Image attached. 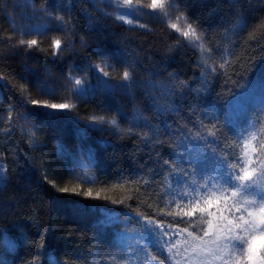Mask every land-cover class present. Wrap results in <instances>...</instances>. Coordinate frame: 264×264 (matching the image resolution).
Instances as JSON below:
<instances>
[{
  "label": "trees",
  "instance_id": "16d2710c",
  "mask_svg": "<svg viewBox=\"0 0 264 264\" xmlns=\"http://www.w3.org/2000/svg\"><path fill=\"white\" fill-rule=\"evenodd\" d=\"M100 7L97 0H0V204L8 211L0 214V251L6 243L14 264H51L49 251L59 255L61 264H91L88 246L92 243L116 255L107 238L108 227L91 239V221L76 210L91 202L102 204L107 201L104 196L202 242L213 239L201 238L200 225L207 230L211 217L188 224L169 215L166 203L171 196L162 195L168 173L161 159L175 156L144 146L142 137L149 132L145 123L109 134L82 124L81 119L104 115L105 106L94 96L77 94L69 70L57 55L55 40L61 45L67 42L79 65L90 62L93 54H102L124 71L119 56L128 51L131 59L124 65H148L151 80L160 83H168L173 74L177 84L188 85L180 89L178 100L200 112L197 120L207 124L208 116H216V123L225 125L217 130L208 124L203 131L222 133L223 140L229 132L226 123L231 121L253 128L256 137L264 139V85L257 89V107L239 110L234 105L237 93L251 86L249 82L264 79V0H199L182 6L187 18L206 30L214 44L224 37L230 41L221 74L206 72L203 82L198 52L164 20L150 17L145 28H131ZM40 9H47V14H37ZM2 17L25 36L40 30L53 32L55 38L49 45L15 47L6 39ZM58 17L65 21L64 27ZM36 94L74 107L51 112L33 106ZM133 100L146 111L144 92H137ZM150 156L159 161L154 169L146 165ZM65 187L70 191L60 190ZM88 189L92 197H85ZM151 253L165 262L161 253Z\"/></svg>",
  "mask_w": 264,
  "mask_h": 264
},
{
  "label": "rangeland",
  "instance_id": "374dc122",
  "mask_svg": "<svg viewBox=\"0 0 264 264\" xmlns=\"http://www.w3.org/2000/svg\"><path fill=\"white\" fill-rule=\"evenodd\" d=\"M97 1L100 3V8H102L103 11L115 17L119 23L131 28H145V21L150 17L164 20L170 28L172 23H179L181 28L184 29L187 28L188 24H191L200 36V40L195 43L189 41L186 42L199 54L200 68L202 71L200 81L203 82L206 72L215 75L221 74L224 67H221V65H224L226 61L224 54H227V50L230 46L229 39L224 37L220 40V43L214 44L209 39L206 30L194 25V23H192L183 12L184 7L182 6L188 4L196 5L199 3V0H167L164 9L150 8L149 5L152 0H133L132 5L125 4L124 0ZM253 7L256 8L257 4ZM121 16H123V19L119 18ZM129 21H131V23H129ZM1 24L9 43L22 49L28 46V44L25 43L21 45L19 43L20 40L28 41L34 39L37 43L41 42L43 45H49L55 38L53 32H48L47 34L41 33L40 30H35L25 36L17 31L5 17H2ZM125 53L126 55L119 56V61L123 62L120 65L124 66V71L130 73V88L122 86L125 83L122 79L124 71H121L114 63H109L108 58L105 55L98 54L94 57L93 54L91 61H86L88 64L82 62L81 65H79L77 58L73 56L70 51L67 42L65 41L64 45H61L57 55L59 54V58L64 67L69 70L72 84L77 86L74 81L76 79L81 80V85L77 86V88H83V93L87 96H94V98L98 100V103L100 102L101 105L105 106L104 115H93V117L97 118L95 121L92 119L93 117H90L89 119H81L83 120L82 124L86 126L92 124L94 125L93 127L88 126L90 129L109 134L110 131L113 132L112 130H126L134 123L143 124L145 123V120H147L151 122L152 125H159L160 131L159 133H156L153 128L149 127L147 136L153 140V143H144V146H151V148L158 147L171 154V150L168 146V141H170L171 137L164 128V123L166 121L172 124L186 123L189 128H192V123L190 124L191 118L197 120L198 116H200V112L195 111L191 104L186 107L182 105L181 101L178 100V96L173 97L175 98L174 101H172V99L167 100V98L162 99L160 101L161 105L167 103L171 106V109L167 111H158L152 104L151 95H148L147 93L152 91L153 85H158L160 82L151 80L153 77V71L148 65L141 62L136 65L133 64L131 66L133 68L124 65L126 60L131 59L128 55L130 53L128 51H125ZM94 63L97 65L91 66V64L93 65ZM87 65L91 66V68L86 69ZM96 67H103L104 70L109 73L108 77L105 78L102 74L98 77ZM148 78L150 80H148ZM104 80H107V85L103 82ZM263 81H255L256 83L249 82L251 86L239 91L235 97V108L243 110L247 109L248 106L257 107L256 93L258 87L264 85ZM137 92H144L143 105L146 110L145 112L141 110L140 106H138L133 100V96H135ZM153 94L159 97L161 92L157 88ZM36 96L39 100L47 99L49 102L58 103L56 100L49 97H41L38 94H36ZM176 102L177 105L175 104ZM44 109L51 112L59 111L48 108ZM193 112H196L195 117L193 116ZM101 117L104 121L116 120L117 125L109 126L105 123H100L99 118ZM226 126L229 130L227 137H229L233 143H235V133L246 130L244 131V141L237 145L238 149L242 148L244 143H254V141L251 140L252 136L256 137V131L253 128H244L243 125L231 123V121L226 123ZM145 127L148 128L146 125ZM192 130L194 132L196 131L194 128H192ZM249 156H251V151H249ZM150 158V161L146 165L147 167L154 169L159 161L152 158V156H150ZM198 159L201 174L212 170L213 164L211 153L199 155ZM196 179H199V176L196 177ZM25 182V185L29 184L28 180H25ZM219 187L220 186L217 185V188ZM188 191L190 193V189ZM173 199L176 200L175 203L171 202ZM166 205L167 209L171 210V214L176 215L179 213V215H176L178 217L183 216L184 210L190 209L189 202L180 201L178 197H170ZM76 208L79 213L86 215L92 223L90 228L93 230L94 235H91V239L96 240L98 232L100 233L101 229L108 227L107 238L118 252L115 255L116 259L114 264H222L221 260L214 257H206L204 255L203 250L212 247L210 241L206 243L202 242L185 231L171 228L155 220H153L155 225L165 231L167 235L163 237H160L159 233L154 235L153 231L150 230V227L146 226L147 218L142 217L144 219H141L140 222H137V219L134 218L130 219V217H134L136 214L130 208H127L120 203H112L111 200H107L102 204L91 202L88 205H82V207ZM62 211L63 210L61 209L60 212ZM7 212L6 208L0 204V214ZM63 213L64 212H62V214ZM125 228L127 229L126 231L124 230ZM152 250L164 255L166 258L165 262L155 259L151 253ZM130 252L134 254V258L129 257ZM90 253L95 255H90ZM109 255L110 254L101 251L96 243H92L88 246V257L91 260V264H98L99 260H106L109 261V264H112L109 260ZM0 256H3L9 264H14L13 259L7 254L6 243L4 244V250L0 251ZM50 256L55 257L56 264H61L57 253L49 251L47 257L49 258ZM50 263L52 264L51 261Z\"/></svg>",
  "mask_w": 264,
  "mask_h": 264
},
{
  "label": "snow or ice",
  "instance_id": "6c2138e0",
  "mask_svg": "<svg viewBox=\"0 0 264 264\" xmlns=\"http://www.w3.org/2000/svg\"><path fill=\"white\" fill-rule=\"evenodd\" d=\"M124 3L132 5L133 0H124ZM166 3L167 0H152L149 7L164 9ZM41 13L47 14V9L37 10V14ZM119 18L123 19V16ZM55 19L59 21L61 27L65 26V21L62 18ZM170 26L186 41L195 43L200 40V36L191 24H188L186 29L181 28L179 23H172ZM19 43L21 45L27 43L29 47L37 45V41L34 39L20 40ZM54 46L58 52L61 48V41L55 40ZM96 71L98 77L101 74L105 78L109 75L103 67H96ZM169 77L168 83L161 82L158 85H153L152 91L147 93L151 95L152 104L158 111L171 109L167 103L161 105L162 99L171 100L178 95L182 96L180 89L188 87L183 82L177 84L173 74H169ZM122 79L125 82L122 86L130 88L131 76L128 71L123 72ZM103 82L107 85V80ZM74 83L80 86L81 80L76 79ZM157 88L161 92L159 97L153 94ZM76 91L77 94H81L84 89L78 87ZM31 103L53 110H68L74 107L69 103H54L47 99H34ZM193 116L195 117V112H193ZM92 119L95 121L97 118L93 117ZM218 119L219 117L216 116H208L207 124L204 119H193L191 123L195 132L186 123L172 124L167 121L164 123V128L171 137L168 146L175 159H161V163L168 173L164 177L166 191L162 195L178 197L180 201L189 202L190 209L183 211L181 222L191 224L196 220L203 219L205 215L211 217L206 221L207 230H204L203 225H200L203 232L201 238H213L210 241L212 247L203 250L206 257L219 259L222 264H264V139L252 136L251 140L254 143H244L243 147L238 149L237 145L244 141V131L246 130L235 133V143L227 136L221 140L222 133L218 136L217 132L203 131L207 129L208 124L217 130L223 128L224 124L216 123ZM99 122L109 126L117 125L116 120L104 121L102 117L99 118ZM145 125L153 128L156 133L160 131L159 125H152L147 120H145ZM88 126L93 127L94 125ZM142 141L145 144L153 143V140L146 134L142 137ZM249 151H251V156H249ZM207 153H211L213 168L211 171L201 174L198 156ZM157 155L159 154L157 153ZM0 169H3V165H0ZM198 176L199 179H196ZM217 185L220 187L217 188ZM60 190L70 191L67 187ZM84 195L92 197V189H88ZM100 197L101 193L97 192L96 198ZM103 199L117 203L108 196H104ZM171 202L175 203L176 200L173 199ZM119 203H123V201H119ZM131 218L137 219V222L144 219L140 214ZM146 226L150 227L154 235L156 233H159L160 237L167 235L151 219L146 220ZM90 255L95 254L90 253ZM129 257L134 258V254L130 252ZM115 259V255H109L112 264ZM49 260L52 264H56L54 256H50ZM0 264H9V262L0 256ZM98 264H109V261L99 260Z\"/></svg>",
  "mask_w": 264,
  "mask_h": 264
}]
</instances>
